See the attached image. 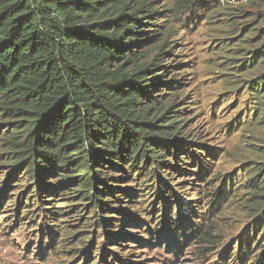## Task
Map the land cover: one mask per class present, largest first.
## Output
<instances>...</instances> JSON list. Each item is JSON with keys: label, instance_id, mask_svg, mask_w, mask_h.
<instances>
[{"label": "trees", "instance_id": "16d2710c", "mask_svg": "<svg viewBox=\"0 0 264 264\" xmlns=\"http://www.w3.org/2000/svg\"><path fill=\"white\" fill-rule=\"evenodd\" d=\"M161 1L0 0V166L23 171L29 179H23L26 190L38 215L50 223L52 236L67 235L65 248L85 243L81 235L97 237L101 222L107 229L119 222L144 227V238L106 230L110 243L132 239L153 245V229L161 222L117 206L121 196L137 194L141 183L133 178L138 174L162 183L155 191L166 202V234L190 243L196 259L226 261L236 249L234 264H264V168L249 167L246 182L237 186L232 174H210L195 190L198 205L208 206L204 212H197L193 200H181L185 192L166 179L169 171L187 173L181 165L189 166L188 161L200 170L189 171L197 180L186 183L205 179L209 170L204 164L219 149L187 140L179 104L164 100L179 96L171 88L182 84L173 74L182 65L164 61L171 55L166 49L174 28L167 22L182 20L199 3L213 0H171L159 6ZM160 17L171 20L163 27L157 25ZM256 55L251 67L240 69L264 66V44ZM257 57L260 62L253 64ZM246 83L258 126L264 120V75ZM185 105L191 108L194 102ZM234 205L242 213L248 209L252 221L237 235L224 222L237 214ZM172 206L175 214L169 212ZM69 213L80 221L76 233L62 227ZM106 255L107 264H125L117 253L106 250Z\"/></svg>", "mask_w": 264, "mask_h": 264}, {"label": "rangeland", "instance_id": "374dc122", "mask_svg": "<svg viewBox=\"0 0 264 264\" xmlns=\"http://www.w3.org/2000/svg\"><path fill=\"white\" fill-rule=\"evenodd\" d=\"M169 2L171 0H163L159 6ZM194 11L176 22L160 17L157 25L165 27V20H171L166 25H174L166 49L171 55L164 57V61L168 66L182 65L173 73L182 84L171 88L179 96L164 100L179 104L181 114L177 116L187 120L183 125L187 140L219 149L216 157L204 164L209 170L205 179L193 184L186 183L197 180V174L189 171L195 170L197 173L200 170L198 164H192V161H188L189 166L180 164L182 169L188 170L187 173L169 171L170 175L166 177L167 180H173L168 181L172 186L180 185L176 188L179 192H185L180 194L181 200H193L197 212H204L208 206L198 205L195 190L210 178V174L222 177L232 174L231 179L237 186L246 182L245 174L249 167L264 168V120L258 126L253 124L256 120L254 101L245 91L247 80L264 75V66L260 64L246 71L252 66L249 60L257 56L256 53L260 52L264 44V0H213L199 3ZM243 38L245 43H238ZM175 55L178 57L174 58ZM259 60L260 57H257L253 64ZM244 64H247V68L240 69ZM186 102H194V106L187 108ZM182 108H186V112ZM22 172L16 173L14 168L0 166V201H3L0 205V264H107L106 260L113 254L107 257L106 250L117 253L125 264H234L231 252L236 249L230 251L226 261L213 257L201 262L194 256L190 243H186L183 238L176 241L177 235L172 233L167 235L166 226L162 225L166 202L159 201L158 192L155 191L157 186L163 185L153 183L149 177L139 178L138 174L133 178L137 184L141 183L140 187L136 185L137 194L133 199L121 196L123 203H117V206L124 207L132 216H146L147 219L155 218V223L161 222L153 229V245H141L132 239H119L117 243H110L104 234L106 230L126 231L144 238V227L119 222L114 228L107 229L101 222L97 237L92 234L81 235L85 243L77 242L65 248L63 245L67 243H62V240L67 235L59 233L57 238L52 236L47 227L50 223L38 215L41 212L36 210L37 203L26 190L27 183L23 179H29L22 176ZM232 181L229 179L228 188ZM219 185L220 181L216 183L215 189ZM164 196L170 195L165 193ZM244 199L245 196L237 204ZM27 211L33 214H27ZM170 211L175 214L173 206L169 207ZM236 211L238 209L234 205L233 212ZM107 213L103 215L116 216ZM248 214V209H244L243 213L238 211L224 222H230L229 228L234 230V234H241L247 225L252 224ZM73 217L74 214L69 213L63 219L67 224L62 227L68 234L80 231V221ZM89 256L92 257L87 260Z\"/></svg>", "mask_w": 264, "mask_h": 264}]
</instances>
